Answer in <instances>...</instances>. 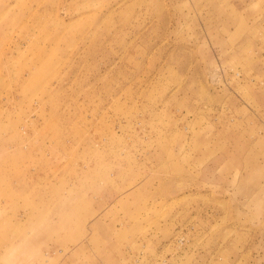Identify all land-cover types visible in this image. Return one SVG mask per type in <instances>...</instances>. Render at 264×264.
Segmentation results:
<instances>
[{"label":"rangeland","instance_id":"rangeland-1","mask_svg":"<svg viewBox=\"0 0 264 264\" xmlns=\"http://www.w3.org/2000/svg\"><path fill=\"white\" fill-rule=\"evenodd\" d=\"M0 264H264V0H0Z\"/></svg>","mask_w":264,"mask_h":264}]
</instances>
